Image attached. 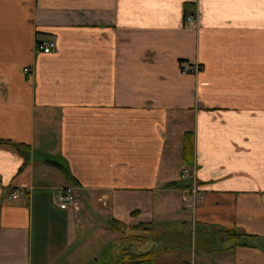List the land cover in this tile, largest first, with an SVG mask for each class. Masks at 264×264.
<instances>
[{
	"label": "crops",
	"instance_id": "crops-1",
	"mask_svg": "<svg viewBox=\"0 0 264 264\" xmlns=\"http://www.w3.org/2000/svg\"><path fill=\"white\" fill-rule=\"evenodd\" d=\"M67 185L83 198L61 207ZM172 215L215 264H264L263 246L202 244L264 243V0H0V264H87L99 221Z\"/></svg>",
	"mask_w": 264,
	"mask_h": 264
},
{
	"label": "rangeland",
	"instance_id": "rangeland-1",
	"mask_svg": "<svg viewBox=\"0 0 264 264\" xmlns=\"http://www.w3.org/2000/svg\"><path fill=\"white\" fill-rule=\"evenodd\" d=\"M82 198L83 194L81 192L79 201H82ZM186 210V220L188 221L187 223H193L190 215L191 208ZM167 219L168 220L165 221L157 219L162 223L156 221V225L152 229H140L135 232L136 234L146 235L150 238L158 239L161 237V239L164 238L167 241L164 246H168V248H162L161 250L157 248L155 244L156 242H151L149 244L155 252V264H181L183 260H190L192 264H200L203 260H206L205 264H215L214 261L218 257H220V255L204 254L199 249L198 243H196L195 235L192 234V238L190 239L189 235L185 233V230H188L189 232V229H191L192 225L190 226L189 224L183 223V220L178 219L176 215H172ZM103 223L104 222L101 223V221H99V227H95V229L90 230V232L87 234L89 243L87 245H84L79 250L81 257L85 259V262L87 264H104L106 257H108V254H111L112 257H115L120 252V246L118 244L120 242L114 240L115 236H117L118 234L115 235V233L112 232V229L110 230V228L104 227ZM102 228L104 229L103 231L100 230ZM165 228L166 230H168V233L166 235L163 234V230ZM216 236L217 239L212 241L203 240L202 244L211 247H220L224 246L225 244L228 245L229 241L232 242L231 240L223 241L224 236L222 232L216 233ZM108 247L110 251L106 253L105 250Z\"/></svg>",
	"mask_w": 264,
	"mask_h": 264
},
{
	"label": "trees",
	"instance_id": "trees-1",
	"mask_svg": "<svg viewBox=\"0 0 264 264\" xmlns=\"http://www.w3.org/2000/svg\"><path fill=\"white\" fill-rule=\"evenodd\" d=\"M14 145L18 150L27 153L28 147L26 146V144L16 143ZM183 157L186 162L185 164L193 163V135L190 132H187L185 134ZM50 162H53L61 166L56 161H50ZM108 222L115 235L118 234L117 236H115L114 240L120 242L118 243L120 246V252L115 257H112L111 254H108V257H106L104 264H155V257H154L155 252L153 251L154 249L150 247L149 244L151 242H155V240L157 239L135 233L137 230L140 229H152L154 227L153 221L141 222L135 225L134 227H129L127 224L114 218L109 219ZM129 228H131V230ZM192 232H193L192 227L191 229H189V232L188 230H185V233L189 235L190 239L192 236ZM225 233L228 236V239L232 241L231 243L234 244L233 246L242 243H248L253 246L264 247L263 242L252 238L258 236L256 234H241L239 233L236 227L226 229ZM109 251L110 249L108 247L105 250V252L107 253ZM181 264H192V263L190 260H183Z\"/></svg>",
	"mask_w": 264,
	"mask_h": 264
},
{
	"label": "built area",
	"instance_id": "built-area-1",
	"mask_svg": "<svg viewBox=\"0 0 264 264\" xmlns=\"http://www.w3.org/2000/svg\"><path fill=\"white\" fill-rule=\"evenodd\" d=\"M185 17H186V20L188 22L195 21L197 19V12L192 10V9H188L185 13ZM36 47L40 51H43L45 53H49V52L54 51L57 48V44H56V41L54 39L46 38V39H41V40L37 41ZM27 69L28 68H25L26 71H27ZM200 69H201V66L199 63L186 64L185 66H183L182 71H183V73H186V72L196 73ZM195 173H196V170L194 167H192L190 165H186L183 168L181 176H182V178H186V177H189V175H195ZM194 184L195 183H193V186L191 188L192 197H191L190 205H192V206L195 205V199H196V195L198 192V188ZM25 191L26 190L24 188L14 189L10 193L9 197L10 198H17L18 196L23 194ZM80 196H81V187L79 185H67V186H63V187L59 188L58 193H57V201L61 207H66L69 205L74 206L78 203ZM185 200H187V199H185Z\"/></svg>",
	"mask_w": 264,
	"mask_h": 264
}]
</instances>
